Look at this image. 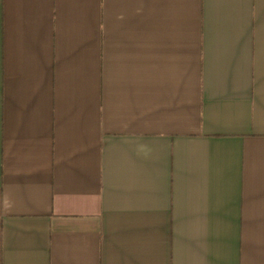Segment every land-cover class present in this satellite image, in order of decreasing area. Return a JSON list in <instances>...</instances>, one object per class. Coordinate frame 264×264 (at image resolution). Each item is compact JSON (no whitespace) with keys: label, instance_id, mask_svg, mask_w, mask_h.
<instances>
[{"label":"crops","instance_id":"0c3cea01","mask_svg":"<svg viewBox=\"0 0 264 264\" xmlns=\"http://www.w3.org/2000/svg\"><path fill=\"white\" fill-rule=\"evenodd\" d=\"M0 264H264V0H0Z\"/></svg>","mask_w":264,"mask_h":264}]
</instances>
